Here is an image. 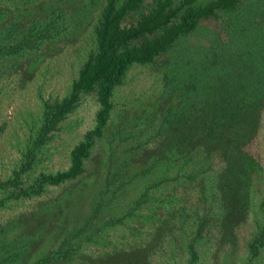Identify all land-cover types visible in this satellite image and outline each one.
<instances>
[{"label": "rangeland", "instance_id": "374dc122", "mask_svg": "<svg viewBox=\"0 0 264 264\" xmlns=\"http://www.w3.org/2000/svg\"><path fill=\"white\" fill-rule=\"evenodd\" d=\"M107 1L0 0V25L16 27L17 38L3 35L6 45L28 37L18 38L29 27V39L41 34L37 21L48 35L0 65L1 180L35 139L45 103L69 94L96 50ZM154 2L145 0L129 19ZM228 99L247 130L206 142L197 170L193 145L177 133L188 131L197 110ZM114 102L80 178L0 206V264H34L50 254L64 258L53 264H264V0L203 20L155 64H134ZM98 108L96 93L83 97L41 147L32 177L70 167L71 150L95 125ZM149 189L153 204L135 206ZM98 205L101 213L82 231Z\"/></svg>", "mask_w": 264, "mask_h": 264}, {"label": "trees", "instance_id": "16d2710c", "mask_svg": "<svg viewBox=\"0 0 264 264\" xmlns=\"http://www.w3.org/2000/svg\"><path fill=\"white\" fill-rule=\"evenodd\" d=\"M11 1L15 3L30 0ZM244 1L155 0L154 4L137 19L130 20L129 18L142 8L145 0H108L95 29L96 50L83 63L79 75L73 80L69 94L61 101L45 103L41 125L36 130L35 139L23 153L12 173L5 179H0V206L11 200L41 196L50 186H59L80 178L86 171V162L91 158L98 141L105 135L115 111V90L117 86L123 84L129 69L134 64L157 63L162 54L172 49L181 37L194 32L203 20L218 18L222 13L235 12ZM33 26L34 28L41 26V34L38 33L35 38L29 39L33 30L29 27L18 36L28 37L8 46L5 44L8 38L5 39L3 35L13 31L17 38L16 27L0 25V65L4 63V59H13L18 54L38 48L43 43L48 36L45 35L44 21H37ZM23 41L26 42L27 48L20 45ZM93 92L96 93L99 103L96 123L71 150L70 167L55 172H41L32 177L31 170L41 147L47 143L64 118L77 108L83 97ZM237 113L235 103L228 99L220 106L214 105L211 111L204 110L198 113L197 110L190 117L189 125L183 127V130L188 131L177 133L185 136L182 139L188 142V147L193 145L194 155L189 156V160L199 164L196 166L197 170L200 169V164L206 161V142L223 143L225 133L233 128H236L234 132L247 130L241 125L243 120H240V114ZM242 115L247 117L245 112H242ZM150 191L151 189L145 191L135 206L153 204ZM99 207L98 205L93 209L88 222L82 225V231L84 227L86 228L85 225L89 226L96 221L101 213ZM262 208L264 210V198ZM131 214L129 213V216ZM205 229L204 218L198 234L201 235ZM258 240L264 242V226ZM251 246L254 251L258 249L256 243ZM193 249L196 256L195 247ZM56 260L63 261L64 258L50 254L38 259L34 264H53Z\"/></svg>", "mask_w": 264, "mask_h": 264}]
</instances>
